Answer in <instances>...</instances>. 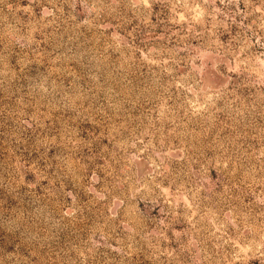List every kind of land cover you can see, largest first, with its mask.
<instances>
[{"label":"rangeland","instance_id":"374dc122","mask_svg":"<svg viewBox=\"0 0 264 264\" xmlns=\"http://www.w3.org/2000/svg\"><path fill=\"white\" fill-rule=\"evenodd\" d=\"M200 2L0 0V264H264L262 0Z\"/></svg>","mask_w":264,"mask_h":264},{"label":"clouds","instance_id":"9594fccd","mask_svg":"<svg viewBox=\"0 0 264 264\" xmlns=\"http://www.w3.org/2000/svg\"><path fill=\"white\" fill-rule=\"evenodd\" d=\"M96 3H99L100 0H95ZM116 2H118V0H116ZM141 3H143V0H140ZM228 3H233L234 0H227ZM220 3H225V0H220ZM246 5H248L250 3V0H245ZM215 4H216V0H201L200 4L197 5V16L196 19L200 22L202 21V17L205 15H209L211 17V21H212V26L213 28L216 27V15L219 14V10L217 8H215ZM174 7H184V8H188L189 4H188V0H175L174 3ZM205 7H210L211 8V12L206 13L203 9ZM256 11H260L261 13V23H260V27L264 28V0H262L261 3V8L256 9ZM212 55L211 52H207L205 53L203 56L197 57L200 59H207L208 57H210ZM217 55H219V53H217ZM257 64H259V68L256 69L254 68L253 71H256L258 74L260 73H264V60H260L259 58H257L256 61ZM217 67V63L213 62L212 63V68L215 69ZM230 71H236V68H229ZM203 71V63L201 65V68L199 70H196L197 74H200V72ZM261 80L264 81V75L261 76Z\"/></svg>","mask_w":264,"mask_h":264}]
</instances>
